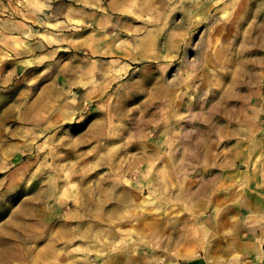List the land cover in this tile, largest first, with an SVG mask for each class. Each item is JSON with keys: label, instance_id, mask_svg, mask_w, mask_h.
Instances as JSON below:
<instances>
[{"label": "rangeland", "instance_id": "374dc122", "mask_svg": "<svg viewBox=\"0 0 264 264\" xmlns=\"http://www.w3.org/2000/svg\"><path fill=\"white\" fill-rule=\"evenodd\" d=\"M147 1L0 0V264H264V0Z\"/></svg>", "mask_w": 264, "mask_h": 264}, {"label": "crops", "instance_id": "0c3cea01", "mask_svg": "<svg viewBox=\"0 0 264 264\" xmlns=\"http://www.w3.org/2000/svg\"><path fill=\"white\" fill-rule=\"evenodd\" d=\"M124 1H126V3L128 1L137 2V5L139 6L140 9H139V11L138 10L134 11L136 15H141L142 14V9H141L142 4L141 3L143 2V4H144V3L148 2L147 0H145V1H143V0H124ZM111 10H113V9H111Z\"/></svg>", "mask_w": 264, "mask_h": 264}]
</instances>
